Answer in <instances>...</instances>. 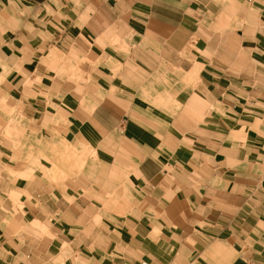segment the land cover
<instances>
[{"label":"crops","instance_id":"obj_1","mask_svg":"<svg viewBox=\"0 0 264 264\" xmlns=\"http://www.w3.org/2000/svg\"><path fill=\"white\" fill-rule=\"evenodd\" d=\"M143 261L264 264V0H0V264Z\"/></svg>","mask_w":264,"mask_h":264},{"label":"rangeland","instance_id":"obj_2","mask_svg":"<svg viewBox=\"0 0 264 264\" xmlns=\"http://www.w3.org/2000/svg\"><path fill=\"white\" fill-rule=\"evenodd\" d=\"M72 75L75 76V78H76V77L79 78V77L82 76V75L85 76V73L82 72L79 68H76L75 70L72 71ZM92 154H93V152H92V150L89 148V151L87 152V156L89 157V156L92 155ZM85 158H86V157H85ZM27 160H28L29 162H31V163L33 162L30 156L27 158ZM11 173L15 174L14 172H11Z\"/></svg>","mask_w":264,"mask_h":264},{"label":"built area","instance_id":"obj_3","mask_svg":"<svg viewBox=\"0 0 264 264\" xmlns=\"http://www.w3.org/2000/svg\"><path fill=\"white\" fill-rule=\"evenodd\" d=\"M141 264H152V263H150L148 261H143Z\"/></svg>","mask_w":264,"mask_h":264}]
</instances>
